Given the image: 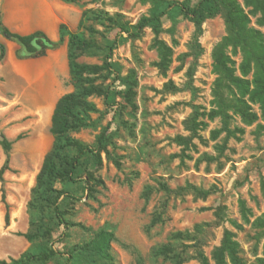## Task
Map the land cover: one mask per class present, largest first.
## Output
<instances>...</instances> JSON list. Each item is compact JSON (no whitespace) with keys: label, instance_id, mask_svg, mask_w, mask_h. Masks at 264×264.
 <instances>
[{"label":"rangeland","instance_id":"1","mask_svg":"<svg viewBox=\"0 0 264 264\" xmlns=\"http://www.w3.org/2000/svg\"><path fill=\"white\" fill-rule=\"evenodd\" d=\"M56 1L65 29L62 43L47 56L57 59L60 55H55L63 51V64L54 67V60L41 59L37 64L16 60L19 72L14 65L5 68V115L0 118V136L5 135L12 142V148L10 170L4 174V181H0V260L18 258L31 245L19 234L27 233L35 219L28 204L45 156L54 143L51 133L54 108L60 97L75 90L68 65V34L78 30L85 12L89 13L86 28L82 30L85 37L107 52L115 39L118 45L111 60L113 70H103L93 76L95 84L101 85L105 93L89 98L98 112L90 114L89 126L70 136L94 146L109 126V141L100 157L89 154L82 160L77 183L56 185L76 198L60 199L67 222L81 223L90 231L85 232L78 226L59 227L56 221L47 219L52 228L51 246L67 253V257L91 237L92 231L110 224L118 239L112 244L116 264H137V253L142 255L145 264H162V259L157 261L152 256L156 246L167 243L173 233L192 231L195 225L208 223L200 238L209 257L229 230L240 243L246 264H255L264 258V232L254 226V221L264 216V132L259 139L254 134L257 125H264V121L260 119L249 126L236 117L233 126L243 128L245 133L231 138L219 156L215 146L222 143L225 134L214 141L211 131L221 127L220 120L201 117L207 126L198 133L202 140H194L197 148L186 151L192 159L183 161L175 157L182 153L175 138L190 135L186 130L188 118L195 110L208 113L212 107V86L216 79L212 51L226 35L222 17L211 19L203 26L200 42L204 52L196 62L191 82L187 72L194 59L182 58L189 51L195 31L190 21L180 17L175 36L162 35L174 48L173 64L167 76H163L154 65L158 57L152 48L154 36L150 30L136 40L127 39L125 34L116 36L121 21L135 25L148 14L149 4L137 0H78L73 4ZM238 1L246 11L251 9L243 0ZM258 18L259 15L252 16V25L264 33ZM170 27L171 21L165 19L164 28ZM104 57V53L84 55L79 61L101 66ZM234 59L239 64L241 55ZM1 82L0 79V86ZM169 82L173 84L166 87ZM254 110L260 115L258 106ZM205 153L217 160L198 161ZM5 160L0 138V169ZM187 183L212 193L202 199L193 194L168 195L159 190L161 184L176 189ZM146 187L152 189L148 198L143 196ZM3 193L10 206L9 225L5 222ZM241 199L251 209L249 222L242 218ZM219 208L223 212L217 218L215 213ZM155 218L157 222L152 225ZM181 243L176 242V246ZM192 251L188 249V253ZM65 257L48 264H66ZM185 264L198 262L189 260Z\"/></svg>","mask_w":264,"mask_h":264},{"label":"trees","instance_id":"2","mask_svg":"<svg viewBox=\"0 0 264 264\" xmlns=\"http://www.w3.org/2000/svg\"><path fill=\"white\" fill-rule=\"evenodd\" d=\"M64 3H76L78 0H61ZM143 4H149L148 14L143 15L135 25L120 22L116 36L127 39H140L147 30L154 36L152 48L157 53V61L154 63L157 70L167 76L174 60V48L170 46L162 35L169 33L175 36L179 18L190 21L195 28L193 38L189 43V51L182 58L191 57L193 65L187 75L192 82L196 72V62L203 54L201 38L204 34L203 26L211 19L221 16L225 23L226 35L216 44L212 51L213 73L216 79L212 86V107L208 113L195 110L186 121V130L189 136L178 135L175 142L182 147V153L175 157L192 159L186 151L196 149L195 139L202 140L199 131L204 130L207 124L200 118L206 116L210 121L220 120L221 127L211 131L212 140L216 141L225 134L222 143L215 149L219 156L222 155L231 138H239L245 133L243 128L233 126L236 117L243 123L252 126L260 119L264 121V33L252 25V16L259 15L258 24L264 26V0H243L247 8L238 0H137ZM88 12L83 14L78 30L68 34V65L75 90L59 98L51 118V133L54 143L51 150L45 156L42 168L36 179V186L32 189V198L28 204V210L35 219L31 221L30 230L23 236L31 245L18 258L9 261L0 260V264H48L50 261L65 257L67 253L55 249L50 244L52 228L46 220L52 219L59 227L78 226L83 231H90L83 224H70L62 210L60 199L76 200L70 193L57 189L59 182L77 183L78 173L82 160L87 155L100 157L106 151L109 141L106 127L97 138L94 146L82 143L70 134L91 124V113L98 112L97 108L89 102L94 94H104L101 85L95 84L93 76L100 71L113 70V51L118 45L102 49L93 41L87 39L82 30L85 27ZM171 21L169 29L164 28V20ZM64 25H60V40L53 42L43 31H37L30 35H21L10 30L2 21L0 15V35L5 39L19 45L16 57L19 60L37 59L46 57L49 51L56 50L63 41ZM117 38V37H116ZM176 42V41H174ZM105 54L103 65H90L81 63L79 59L84 56H97ZM7 48L0 42V62L5 59ZM241 55L238 64L234 57ZM169 82L167 86L172 85ZM191 84V88H193ZM254 106H258L260 115L255 112ZM264 125L258 124L254 132L256 138L261 137ZM1 145L4 149L6 160L0 169V181H4V174L10 170V151L12 142L5 135H1ZM217 158L207 153L198 161L209 163ZM162 192L178 196L193 194L206 199L212 191L187 183L183 187L170 189L167 185H160ZM264 187V185H263ZM151 187H146L143 196L148 198ZM2 200L6 207L5 222L10 224V206L3 193ZM240 212L244 221L249 222L251 209L245 200L239 201ZM223 208H219L215 215L220 218ZM155 218L152 225L156 224ZM234 225L237 223L233 222ZM208 223L195 225L192 231L173 233L167 243L154 248L152 256L157 261L162 259V264H185L189 260H196L198 264H246L242 256L240 243L235 239V234L229 230L224 232L219 246L215 247L209 257L203 249L201 236L205 232ZM254 226L264 232V216L254 221ZM64 233L60 236H63ZM115 229L110 224H105L97 231H92L91 237L78 248L73 249L66 258V264H116L112 254V244L117 242ZM176 242H182L177 247ZM186 242H190L187 244ZM192 249V254L188 253ZM136 263L145 264V260L139 253L136 254ZM255 264H264V258L258 259Z\"/></svg>","mask_w":264,"mask_h":264},{"label":"crops","instance_id":"3","mask_svg":"<svg viewBox=\"0 0 264 264\" xmlns=\"http://www.w3.org/2000/svg\"><path fill=\"white\" fill-rule=\"evenodd\" d=\"M57 1L49 0H0V15L4 25L10 30L21 35H30L37 31H43L53 42L60 40V25L61 19L57 13ZM0 42L7 48V55L0 62V79L3 80L0 86V118L5 115V68L9 65H14L15 71L19 72L16 66V51L19 45L5 39L0 35ZM52 53V51H49ZM62 52H58L57 59H50L48 56L37 59H26L30 64H37L41 59L54 60L57 67L63 64ZM2 109V110H1Z\"/></svg>","mask_w":264,"mask_h":264}]
</instances>
